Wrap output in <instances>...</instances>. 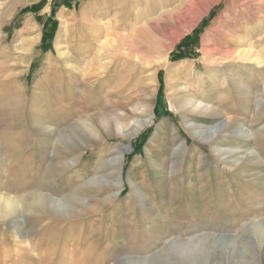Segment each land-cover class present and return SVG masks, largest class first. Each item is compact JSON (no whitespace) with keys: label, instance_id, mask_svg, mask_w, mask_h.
Returning a JSON list of instances; mask_svg holds the SVG:
<instances>
[{"label":"rangeland","instance_id":"374dc122","mask_svg":"<svg viewBox=\"0 0 264 264\" xmlns=\"http://www.w3.org/2000/svg\"><path fill=\"white\" fill-rule=\"evenodd\" d=\"M116 16L120 40L101 29ZM173 46L156 81L154 60ZM252 47L264 60V0H0V190L61 200L0 222L2 262L264 264V232L250 225L264 215V161L251 153L264 158V62L225 55ZM185 85L219 113L179 109ZM151 111L138 134L117 131ZM224 117L221 153L188 128ZM241 124L255 135L231 132ZM46 126L61 129L56 143ZM127 145L114 198L111 158Z\"/></svg>","mask_w":264,"mask_h":264},{"label":"bare ground","instance_id":"6f19581e","mask_svg":"<svg viewBox=\"0 0 264 264\" xmlns=\"http://www.w3.org/2000/svg\"><path fill=\"white\" fill-rule=\"evenodd\" d=\"M17 4V3H16ZM18 6V4H17ZM210 11V8H206L205 9V13L204 15L207 13H209ZM74 14V12H73ZM120 14V13H119ZM118 14V15H119ZM137 15V14H136ZM204 15L198 20L197 24L201 22V20H203L204 18ZM115 16V15H114ZM27 21V20H26ZM115 22H111L110 23H107L103 27H101V29H104L107 33H109V30L112 29L113 27L114 28H118L119 27V22H120V19L118 18V16H116ZM30 22V21H29ZM28 22V23H29ZM67 25V24H66ZM65 25V26H66ZM111 31V30H110ZM99 32V31H98ZM248 34V33H247ZM99 36H100V33H99ZM108 36V35H107ZM109 36H113L116 40H120V35L118 33H109ZM34 39V38H33ZM123 39V38H122ZM181 39V38H180ZM35 40V39H34ZM108 40H105V41H102L101 43V47L99 48V50L102 52L103 49H105L106 47V43L108 45ZM122 41V40H121ZM118 44V43H116ZM99 46V45H98ZM118 46V45H117ZM122 47V46H120ZM109 48L112 49V47L109 46ZM175 47H171L170 50L165 53L164 56L162 57H156L155 58V62H156V65H157V68L155 69V79L157 81V76L159 75V72H160V67H163V66H166L168 61L170 60V53H171V50L174 49ZM247 48V47H246ZM116 52V48H113ZM120 49V48H119ZM124 50V49H123ZM110 51V50H109ZM108 51V52H109ZM113 51V50H112ZM119 51V50H118ZM92 52V51H91ZM90 52V53H91ZM123 52V51H122ZM110 54V53H109ZM108 54V55H109ZM118 54V53H117ZM205 54H208L205 52ZM222 54V53H221ZM121 55V54H120ZM119 55V56H120ZM215 55V54H214ZM225 55H227V57H229V59L231 60H236V62H241L242 64L243 63H247V62H257L260 66H262V62H264L263 58H262V55L255 51V49L250 48V50H245L243 48H238L237 50H234V51H231V52H226ZM113 56V55H111ZM207 56V55H206ZM67 57V56H66ZM100 57V56H99ZM107 57V56H106ZM112 58V57H111ZM225 58V57H224ZM69 59V58H68ZM113 59V58H112ZM111 59V60H112ZM65 61V60H64ZM92 61V60H91ZM153 62L152 61H149L148 62V65H151ZM147 66V64H145ZM144 65V66H145ZM155 65V66H156ZM70 66L72 68H76L78 69V66L74 63H71ZM107 65L103 66L104 68H106ZM152 68V67H151ZM154 69V68H153ZM143 70V69H142ZM153 71V70H152ZM151 71V72H152ZM146 72V71H145ZM228 72V71H227ZM154 73V72H153ZM231 74V73H230ZM229 73H224V76H229L230 75ZM97 75V74H96ZM85 77V76H84ZM159 77V76H158ZM85 80V79H84ZM175 82V81H174ZM159 84V83H158ZM239 85L242 84V81L239 80L238 82ZM160 85V84H159ZM192 86V85H191ZM243 85H241L242 87ZM139 88H141V91H142V96L145 98H147L148 100V95H149V91L147 90V86H146V81L145 79H142L140 80L139 82ZM156 88V86H155ZM154 88V89H155ZM183 89H185L187 92V95L184 96L183 99L180 98L179 100V104H178V108L181 109L183 112H191V113H196V114H199V115H213L215 113H219V109L218 107H215L214 104L212 103H209V102H206L204 101L203 99H200L198 98L195 93H190L189 91L191 90L190 86L189 85H185L183 87ZM258 89V88H257ZM261 89V88H260ZM180 90V89H178ZM257 91V90H256ZM152 93V92H151ZM202 94V93H200ZM201 96V95H200ZM152 98V97H151ZM146 100V101H147ZM151 100H149L148 102H150ZM262 103L261 101V98L258 100L256 99V103L259 104V103ZM150 104L152 105V103L150 102ZM259 108V106H258ZM143 111L145 112V108L143 109ZM89 113V112H88ZM87 114V113H86ZM83 115V114H82ZM85 116V115H84ZM139 116V115H138ZM152 117H153V112H149V115L148 117H144V118H141L140 120L137 121L136 125L134 126L133 130H131V132L129 134H126V130H125V125L121 124V123H117L116 124V128H117V131L123 136H129V137H132L136 134H138L142 129L143 127H145L146 125L152 123ZM154 118V117H153ZM84 119V118H83ZM231 121H232V118L231 117H224L222 122L216 124V125H202L201 123H193V124H190L188 125V128L190 129V131L192 132V134L197 137V139H199L202 143L204 144H207L209 146H211L213 148L214 151H216L217 153H221L223 151V149H220L218 148L215 144V141L217 138H219L220 134H222L223 132H227L229 131L227 128H229L231 126ZM88 121H86V118L84 120H80L77 122V124H81V125H88L87 124ZM187 123V122H186ZM213 124V123H212ZM48 129H50L53 133H56V138H54V142L56 143L58 138L59 137V134L58 132L61 131V129L58 128H54V127H51V126H46ZM234 131V132H233ZM231 132L233 133H237V134H243V135H249V136H254L255 135V132L253 130H251L249 127H246L244 125H239L237 126L234 130H231ZM58 135V136H57ZM121 147V146H120ZM132 146L130 145H127L126 147L124 148H119L118 152L116 154H114V156L111 158V160L113 162H115L117 164V170H118V173H119V180L117 182H115L114 184H117L119 186H117V190L115 191H112L110 192L112 196H114V198L121 192V189L123 187V181L121 179V175H122V166L125 162V159H126V152H128ZM187 150V146H186V141H184L183 143H181V145L176 149V153L177 154H180L181 152L183 151H186ZM227 151V150H226ZM253 155H254V158L258 159V160H263L264 161V158L262 157V154L260 152H258L257 150L253 149L252 152H251ZM110 159V158H109ZM114 170V169H113ZM115 171V170H114ZM103 175V174H102ZM95 178V177H94ZM123 178V177H122ZM106 181L108 182H111L110 180L106 179ZM102 184V183H101ZM132 189L134 190V192H137L139 191V188L133 184L132 186ZM26 192V191H25ZM28 200H30V203L28 202ZM55 200V201H54ZM110 200V199H109ZM48 201H51V202H59L61 200L55 198L50 192H44V191H41L39 189H35V190H31V191H28L26 193H23V194H20V195H17V194H11L10 192H7V191H1L0 190V222L3 223L4 221H7V220H14V218L16 217V215L19 213V211L21 212H26V210L28 211H33V206H35L34 204H37L38 202L42 205V207L46 208L48 206ZM32 206V207H30ZM55 207V206H54ZM51 208V207H50ZM56 210V209H55ZM260 216V215H259ZM250 225L253 226V228L255 230H261L264 232V215L262 217H259V218H255L253 217L252 220L250 221ZM6 223V222H4ZM249 226V224H248ZM18 227V226H17ZM16 227V228H17ZM261 228V229H259ZM206 231H203L202 233H205ZM200 236H203V237H206L207 235H202L201 233H199ZM199 236V237H200ZM202 237V238H203ZM176 238V237H175ZM207 238V237H206ZM205 238V241H207ZM210 238V237H208ZM197 239H200V238H197ZM194 242V241H190L191 243L189 244L191 248H195L196 246L200 245V243L202 242L201 239L200 241L198 240ZM187 240V239H185ZM183 240V241H185ZM189 240V239H188ZM174 241V240H172ZM175 242V241H174ZM170 243V242H169ZM172 243V242H171ZM170 243V245H171ZM180 243V241H179ZM206 243V242H204ZM208 243V242H207ZM204 245V244H202ZM211 246V245H209ZM189 247V248H190ZM179 248V247H177ZM164 249V248H163ZM194 251V250H193ZM176 253V252H175ZM195 253V252H194ZM192 253V254H194ZM167 254V253H166ZM191 254V253H190ZM1 255L2 254V249L0 250V257H2ZM160 255V254H159ZM200 255V254H199ZM153 258V257H152ZM159 258V257H158ZM190 258V257H189ZM200 258V257H199ZM127 260L129 261H133V263H137V261L139 259H135V258H126ZM185 259V258H184ZM150 260V259H149ZM200 260V259H199ZM140 261H143V260H139L138 262ZM191 261L193 263H196L197 260L195 258V256H193L191 258ZM201 261V260H200ZM2 259H0V264H10V263H7V262H2ZM117 262V261H116ZM185 262V261H184ZM187 262V261H186ZM205 262V261H202V263ZM122 262H117L116 264H121ZM181 263V262H180ZM182 264V263H181ZM189 264V263H188Z\"/></svg>","mask_w":264,"mask_h":264}]
</instances>
